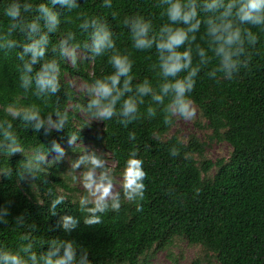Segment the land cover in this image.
Returning <instances> with one entry per match:
<instances>
[{"label": "trees", "instance_id": "trees-1", "mask_svg": "<svg viewBox=\"0 0 264 264\" xmlns=\"http://www.w3.org/2000/svg\"><path fill=\"white\" fill-rule=\"evenodd\" d=\"M180 2L185 5L188 0ZM13 3L21 8L15 21L5 15ZM25 5L30 7L25 10ZM40 5L56 14L52 30ZM196 5L202 21L218 15L203 10L204 0H196ZM167 7L166 0H0V255L19 253L27 264H44L53 248H59L60 256L71 242L75 255L69 264H147L156 252L186 240L218 264H264V28L245 25L257 33L259 43L249 47L246 68L234 73L233 80L217 83L223 74L209 73L218 62L201 64L197 54V46L208 48L207 26L202 22L196 39L177 49H192L190 68L177 77H165L156 43L144 50L135 48L130 25L143 17L151 24L148 38L156 41L166 35L161 34L165 25L186 28L168 20ZM31 23L38 25L35 31ZM100 27L111 33L115 46L96 54L94 33ZM33 44L44 49L35 62L28 50ZM69 49L74 51L72 61ZM113 55L131 60L132 91L117 101L116 114L105 120L95 115L96 109H89L93 93L77 92L64 75H79L92 88L115 72L109 63ZM52 62L58 67V90L41 92L36 74ZM191 68L198 69L196 84L186 95L207 121L210 140L231 145L227 158L210 160L206 142L195 135L184 141L179 132L172 133L176 115L167 110L171 91L163 103L152 98L161 94L162 84L183 79ZM24 76L31 81L27 87ZM124 79L120 78L119 88ZM144 81L153 92L140 96L137 85ZM128 97L136 100L138 112L125 127L121 121L129 118L121 115V108ZM74 102L99 117L101 127L85 122L77 109L70 108ZM149 108L155 115H149ZM30 113L37 118L27 119ZM73 141L92 142L110 152L116 162L112 175L120 177L135 150L147 173L143 210L138 212L120 188L119 211L112 209L111 200L104 211H89L93 201L75 186L74 165L84 155ZM58 197L63 200L53 207ZM65 216L76 220L74 228L63 227ZM92 216L101 222L86 225L85 219ZM28 245L29 250L23 251Z\"/></svg>", "mask_w": 264, "mask_h": 264}, {"label": "clouds", "instance_id": "clouds-1", "mask_svg": "<svg viewBox=\"0 0 264 264\" xmlns=\"http://www.w3.org/2000/svg\"><path fill=\"white\" fill-rule=\"evenodd\" d=\"M54 3H68L69 0H53ZM168 7L166 14L168 20L173 23H183L184 27L173 28L165 25L161 29V34H166L158 41L155 38H148V33L151 27L150 22L145 21L143 17H138L131 21L132 39L134 47L137 49L151 48L153 43H156V48L159 53L160 67L165 77H177V75L185 69H189L192 64V49L189 47L183 52L177 49L185 43V41H194L195 33L200 28L201 23L206 24V35L208 36V48L197 46V54L200 57L201 64L207 65L213 60L217 61V65L209 73L212 77H217L218 73H222V77L217 78V83L220 79L231 81L234 79V73H238L242 68H246L249 63L248 57L251 55L249 47H255L260 40L257 33L253 32L251 27L245 25L257 26L264 28V0H228L227 4L224 0H204L203 10L210 13H218L215 16H208L202 21L198 18L196 0H188V3L182 5L180 0H166ZM74 6V5H73ZM30 6L25 5V10ZM222 9V10H221ZM39 11L44 14L50 24V30L57 23L56 14L52 13L46 6L40 5ZM5 15L15 21L21 15L20 5L17 3L11 4L6 10ZM194 21V22H193ZM129 23L128 20L125 21ZM29 27L35 31L38 25L31 23ZM189 33H193L189 37ZM46 39V38H42ZM114 41L111 39V33L105 28L100 27L94 33L93 51L96 54H101L104 49L113 48ZM32 52V61L35 62L38 56H42L44 49L38 44H33L29 49ZM211 53V55H208ZM109 63L115 68V72L105 77L103 80H97L95 85L90 89L93 93V99L90 101L89 109H96L95 115L102 119H111L116 114V103L126 92H131L130 75L132 71V62L126 55H113L110 57ZM26 70L31 71V65H26ZM197 68H191L183 79H176L174 82L164 83L161 86V94H154L153 100L163 103L164 96L171 91L173 99L168 105L167 110L173 115L178 114L184 121L194 120L197 115V109L194 106V101L190 96L186 95L194 90L196 81L194 77L197 74ZM58 67L55 62L47 63L42 70L36 74V84L38 89L43 92L50 90L55 93L58 90L59 84L57 79ZM125 77L123 88H119L120 78ZM23 86L27 87L30 84V78L22 77ZM137 93L140 96L147 95L153 92L148 81L137 85ZM143 102L142 100L140 101ZM138 105L133 97H128L123 101L121 115L128 117L127 121H121L127 127L128 123L136 119ZM149 115H155L153 108L148 109ZM27 119H36V113H30L26 116ZM167 118L165 123H167ZM41 126L36 125L37 130ZM62 125H57L61 127ZM135 138V134H131ZM173 155L176 151L173 150ZM81 164L90 165L88 171L83 175V188L94 197V207L89 209L91 212L104 211L108 207V201L111 200V207L115 211L120 209L119 192L114 191L115 184L113 179L106 173L102 172L98 177L95 174L96 169L104 168L105 162L95 155L81 157L76 162L74 167H79ZM147 173L143 168V161L137 158V152L133 150L130 153L129 159L126 161L125 168L121 176V190L124 197L129 202L136 204V210L142 211L143 207L140 203L145 199V179ZM200 190L197 189L195 195H199ZM63 197H58L53 202V207L61 203ZM86 201L82 200L81 203ZM86 225L99 224L100 217L92 216L85 219ZM76 220L71 216L63 217V227L67 230L76 226ZM55 243V242H53ZM30 245L25 246L22 250L28 251ZM59 248H53L44 258V264H69L74 259V248L71 242L64 246L63 255L58 256ZM53 257H57L53 259ZM31 260H35V255L31 256ZM0 264H27L19 253L5 252L0 255Z\"/></svg>", "mask_w": 264, "mask_h": 264}, {"label": "rangeland", "instance_id": "rangeland-1", "mask_svg": "<svg viewBox=\"0 0 264 264\" xmlns=\"http://www.w3.org/2000/svg\"><path fill=\"white\" fill-rule=\"evenodd\" d=\"M73 53V50H68L70 61H72ZM77 54L82 56L81 51L77 52ZM64 78L77 92H90L91 85L88 84L81 76L67 73L64 75ZM194 106L197 109L196 118L194 120L184 121L178 114H176V123L172 129V133L176 131L179 132L184 141L188 140L191 135H195L201 141L206 142L205 155L210 160L215 161L219 158L229 157L232 151L231 145L226 141L210 140L211 132L206 127L207 121L201 117L198 107L195 104ZM70 108L74 110L77 109V114L88 124L98 126L99 128L101 127L102 121L99 117L90 116L84 109L79 108V105L75 102L70 104ZM198 122H201L202 126H199L197 124ZM72 144L75 147L81 148L84 156L95 155L99 159L103 160L105 162L104 168L96 169L95 174L98 177L102 172H106L113 179L115 184L114 191H118L121 188V177L118 175H112L116 162L110 152L95 146L92 142L73 141ZM89 168L90 165L87 164H81L78 168H76L74 171L76 175L75 186L87 192L89 200L93 201L94 197H92L89 192L83 188V175L89 170ZM174 262H177V264H218L215 259L208 258L199 246L191 245L186 240H178L169 249L156 252L150 257L149 263L147 264H173Z\"/></svg>", "mask_w": 264, "mask_h": 264}]
</instances>
